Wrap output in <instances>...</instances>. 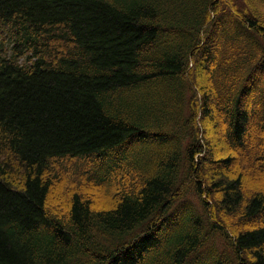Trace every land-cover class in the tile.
<instances>
[{
	"label": "trees",
	"instance_id": "16d2710c",
	"mask_svg": "<svg viewBox=\"0 0 264 264\" xmlns=\"http://www.w3.org/2000/svg\"><path fill=\"white\" fill-rule=\"evenodd\" d=\"M0 264H264V0H0Z\"/></svg>",
	"mask_w": 264,
	"mask_h": 264
},
{
	"label": "rangeland",
	"instance_id": "374dc122",
	"mask_svg": "<svg viewBox=\"0 0 264 264\" xmlns=\"http://www.w3.org/2000/svg\"><path fill=\"white\" fill-rule=\"evenodd\" d=\"M248 180H249V185H251V186H259L258 185L259 182L256 179L248 178ZM190 201L194 202V200L192 198H190Z\"/></svg>",
	"mask_w": 264,
	"mask_h": 264
}]
</instances>
